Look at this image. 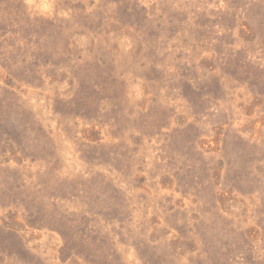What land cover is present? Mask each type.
<instances>
[{"label":"rangeland","instance_id":"obj_1","mask_svg":"<svg viewBox=\"0 0 264 264\" xmlns=\"http://www.w3.org/2000/svg\"><path fill=\"white\" fill-rule=\"evenodd\" d=\"M0 264H264V0H0Z\"/></svg>","mask_w":264,"mask_h":264}]
</instances>
